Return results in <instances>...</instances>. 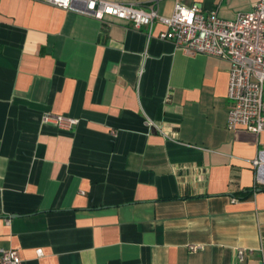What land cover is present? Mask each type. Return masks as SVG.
Masks as SVG:
<instances>
[{"label":"crops","instance_id":"crops-1","mask_svg":"<svg viewBox=\"0 0 264 264\" xmlns=\"http://www.w3.org/2000/svg\"><path fill=\"white\" fill-rule=\"evenodd\" d=\"M110 1L234 19L257 0ZM165 29L0 0V245L22 264H264V132L226 128L229 61Z\"/></svg>","mask_w":264,"mask_h":264},{"label":"built area","instance_id":"built-area-1","mask_svg":"<svg viewBox=\"0 0 264 264\" xmlns=\"http://www.w3.org/2000/svg\"><path fill=\"white\" fill-rule=\"evenodd\" d=\"M103 21L111 17L130 22L135 28L145 27L151 36L154 23L166 27L158 38L169 40L189 55L202 54L229 61L226 98L229 101L226 128H243L264 132V0H257L249 12H239L234 19H224L215 10L203 12L196 6L175 3L170 16L158 13L155 6L140 7L134 3L110 0H37ZM43 122L70 129L78 119L63 115H44ZM150 124H153L150 122ZM255 184L264 185V150L252 161ZM201 245H189L196 251ZM37 252L40 254L41 250ZM245 249H237L238 261H244ZM0 264H22L17 249L0 245Z\"/></svg>","mask_w":264,"mask_h":264},{"label":"trees","instance_id":"trees-1","mask_svg":"<svg viewBox=\"0 0 264 264\" xmlns=\"http://www.w3.org/2000/svg\"><path fill=\"white\" fill-rule=\"evenodd\" d=\"M255 189L253 188V189H247L246 191H244L243 193H242V196H247L248 194H250L251 192H253Z\"/></svg>","mask_w":264,"mask_h":264},{"label":"rangeland","instance_id":"rangeland-1","mask_svg":"<svg viewBox=\"0 0 264 264\" xmlns=\"http://www.w3.org/2000/svg\"><path fill=\"white\" fill-rule=\"evenodd\" d=\"M263 90H264V88H263ZM263 99H264V91H263Z\"/></svg>","mask_w":264,"mask_h":264}]
</instances>
